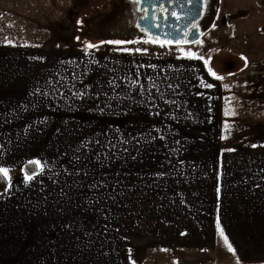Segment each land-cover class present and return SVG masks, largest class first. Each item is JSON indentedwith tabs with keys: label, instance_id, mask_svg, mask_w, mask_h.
<instances>
[{
	"label": "crops",
	"instance_id": "0c3cea01",
	"mask_svg": "<svg viewBox=\"0 0 264 264\" xmlns=\"http://www.w3.org/2000/svg\"><path fill=\"white\" fill-rule=\"evenodd\" d=\"M67 2L0 0V264H37L38 237L45 264H264V136L226 146V76L171 45L116 72L11 57Z\"/></svg>",
	"mask_w": 264,
	"mask_h": 264
},
{
	"label": "rangeland",
	"instance_id": "374dc122",
	"mask_svg": "<svg viewBox=\"0 0 264 264\" xmlns=\"http://www.w3.org/2000/svg\"><path fill=\"white\" fill-rule=\"evenodd\" d=\"M133 9L128 0H68L66 9L47 11L48 25L44 23V14L38 12L39 29L30 39L36 42L37 48L14 51L11 57L49 60L50 68L53 63L57 64L54 72L85 73L124 71L126 54L169 53L165 48L170 47L162 45L175 46L190 56L202 54L206 70L226 76L222 85V136L228 143L226 146H234L238 136H254L252 131H260L255 136H264V110L259 113L257 108L259 97L264 101V77H259L264 74V0H208L197 21L201 36L191 43L161 42L144 33L123 32L122 23ZM46 27L48 32H40ZM149 43L161 46L148 48ZM256 89L261 90L256 93ZM253 125L260 129L254 130ZM102 163L105 162L102 160ZM20 171L23 173L22 166ZM37 244L41 249L37 264L54 260L44 257L43 237H38ZM54 246L61 248L62 244L57 242ZM127 259L102 257L100 263L124 264ZM138 259L143 258H131L130 263L139 264ZM146 259L155 264L157 258ZM92 260L95 262L98 258ZM66 263L80 264L81 261L74 259L57 264Z\"/></svg>",
	"mask_w": 264,
	"mask_h": 264
},
{
	"label": "water",
	"instance_id": "95a60500",
	"mask_svg": "<svg viewBox=\"0 0 264 264\" xmlns=\"http://www.w3.org/2000/svg\"><path fill=\"white\" fill-rule=\"evenodd\" d=\"M139 10L144 15L136 19V26L146 32L148 37L161 42H195L201 33L195 25L201 16L203 4L206 0H137ZM162 5L164 13L158 12L157 7ZM190 28L186 33V29Z\"/></svg>",
	"mask_w": 264,
	"mask_h": 264
},
{
	"label": "flooded vegetation",
	"instance_id": "af4514ba",
	"mask_svg": "<svg viewBox=\"0 0 264 264\" xmlns=\"http://www.w3.org/2000/svg\"><path fill=\"white\" fill-rule=\"evenodd\" d=\"M128 1H130L132 3V5L134 6V9L132 11H129V13L127 15V18L122 23V26L124 27L123 32H126L127 31L126 33H130V31L131 32L132 31H136L138 33H142V34L144 33V34H146V32L140 31L139 28L136 26V19L138 17H141V16L144 15V10H139V8H138V1L137 0H128ZM207 2H208V0L204 1L203 10H204V7L207 5ZM203 10H202V12H203ZM158 12L164 13V9H162V5H160L159 7L156 8V10L154 12V15H153L154 18H156ZM198 20H199V18L197 19V21ZM197 21L195 22V25L196 26H197ZM189 29L190 28L188 27L185 32L187 33Z\"/></svg>",
	"mask_w": 264,
	"mask_h": 264
},
{
	"label": "trees",
	"instance_id": "16d2710c",
	"mask_svg": "<svg viewBox=\"0 0 264 264\" xmlns=\"http://www.w3.org/2000/svg\"><path fill=\"white\" fill-rule=\"evenodd\" d=\"M37 166L33 159L26 161L22 165V170L24 174H33L36 172ZM8 186V178L6 174L0 170V193H3Z\"/></svg>",
	"mask_w": 264,
	"mask_h": 264
}]
</instances>
